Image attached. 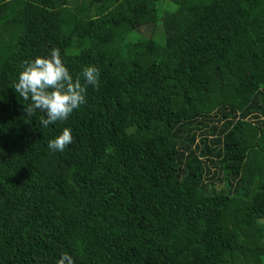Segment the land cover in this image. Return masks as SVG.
I'll return each mask as SVG.
<instances>
[{
	"label": "trees",
	"instance_id": "16d2710c",
	"mask_svg": "<svg viewBox=\"0 0 264 264\" xmlns=\"http://www.w3.org/2000/svg\"><path fill=\"white\" fill-rule=\"evenodd\" d=\"M53 48L100 79L45 128L13 85ZM65 252L264 264V0H0V264Z\"/></svg>",
	"mask_w": 264,
	"mask_h": 264
},
{
	"label": "clouds",
	"instance_id": "9594fccd",
	"mask_svg": "<svg viewBox=\"0 0 264 264\" xmlns=\"http://www.w3.org/2000/svg\"><path fill=\"white\" fill-rule=\"evenodd\" d=\"M22 69L13 88L25 101L30 100L24 108L28 117L34 116L37 111L43 113L40 123L45 128L67 120L74 110L84 105L88 86L99 88V68L95 65L85 66L74 78L59 48H53L46 56L24 61ZM72 142V130L65 127L48 142L47 147L53 153L63 152ZM56 264H75V261L65 252Z\"/></svg>",
	"mask_w": 264,
	"mask_h": 264
},
{
	"label": "rangeland",
	"instance_id": "374dc122",
	"mask_svg": "<svg viewBox=\"0 0 264 264\" xmlns=\"http://www.w3.org/2000/svg\"><path fill=\"white\" fill-rule=\"evenodd\" d=\"M153 21V19H151ZM151 20L149 19V21L147 23L144 24H149L151 23ZM144 29V28H142ZM156 33H158V31H156ZM134 35V33H132L130 36ZM141 45L140 44H136V43H125L123 48H125L126 50H128L133 56H135L137 53L140 52L141 50ZM100 59L103 60H107L109 59V54H104L103 56H98Z\"/></svg>",
	"mask_w": 264,
	"mask_h": 264
}]
</instances>
